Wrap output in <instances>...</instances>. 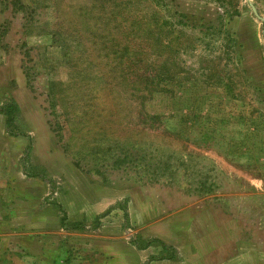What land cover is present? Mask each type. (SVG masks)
<instances>
[{"label": "rangeland", "instance_id": "374dc122", "mask_svg": "<svg viewBox=\"0 0 264 264\" xmlns=\"http://www.w3.org/2000/svg\"><path fill=\"white\" fill-rule=\"evenodd\" d=\"M0 264H264V0H0Z\"/></svg>", "mask_w": 264, "mask_h": 264}, {"label": "trees", "instance_id": "16d2710c", "mask_svg": "<svg viewBox=\"0 0 264 264\" xmlns=\"http://www.w3.org/2000/svg\"><path fill=\"white\" fill-rule=\"evenodd\" d=\"M97 1H99V0H97ZM112 5H113V10H112V13L110 15L109 22H111L114 25H116L117 30L119 31V35L124 37V43H122L121 46L119 45V42H120L119 39H113V43L115 44L113 46V48H114L113 49V53L115 55V59L118 58L117 56L119 54L121 55V58H125V54L126 53H128V55L130 53H133V54L137 55L136 54L137 52L135 53V50H133V49H134V41H135V38L137 37V35H135V34L138 32V26H135L136 29H134L132 27L133 29L132 28H130V29L127 28L129 31H124L125 29H122V26L120 25L121 24V22L119 20V17L121 16L120 12L125 11L126 6H127L126 1H123L122 3L119 2L116 5L115 4H112ZM158 28L161 29L162 31L159 32V34L156 36V40H158L161 43L162 46H165V48L170 46L171 43H172V40H168V41L167 40H163L162 37H161V33H163V32H164L165 35H167V33H168L167 26L162 24V25L158 26ZM114 30H115V28H114ZM122 31H123V34H122ZM137 56H139V55H137ZM127 61L128 60H123L122 59V62H124L125 64H126ZM119 62H120V58H119ZM123 75H124V79H127L126 78L127 75H125V74H123ZM166 76H167V73L162 69V70H160L158 72L157 75L153 76L152 79H154V80H156L158 82H161V81H164L165 79H167ZM148 78H149V76H148ZM107 85H108V83H107ZM17 112H18V107L15 104L14 105L12 104L11 109H9L8 112L6 113V116L8 118V125L10 127L13 126V123H14V120H15L14 116L17 114ZM152 243H154L153 240L147 242L144 246L139 247V249L143 250V249L151 246L150 244H152Z\"/></svg>", "mask_w": 264, "mask_h": 264}]
</instances>
